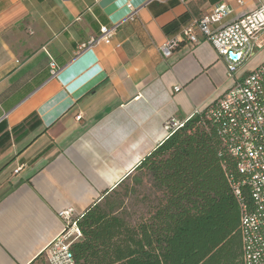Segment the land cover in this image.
<instances>
[{
	"label": "crops",
	"instance_id": "1",
	"mask_svg": "<svg viewBox=\"0 0 264 264\" xmlns=\"http://www.w3.org/2000/svg\"><path fill=\"white\" fill-rule=\"evenodd\" d=\"M125 2L138 8L132 19ZM219 3L229 21L259 1L0 0V264H37L63 228L59 211L79 215L116 190L166 137L169 116L205 109L264 61V34L231 76L199 34L161 55L164 25ZM113 24L109 44L78 52Z\"/></svg>",
	"mask_w": 264,
	"mask_h": 264
},
{
	"label": "trees",
	"instance_id": "2",
	"mask_svg": "<svg viewBox=\"0 0 264 264\" xmlns=\"http://www.w3.org/2000/svg\"><path fill=\"white\" fill-rule=\"evenodd\" d=\"M182 23L181 16L163 29L172 35ZM205 113L186 120L134 168L131 175L141 172L155 193L138 223L110 203L101 206L115 190L79 214L72 264H243L239 207L225 177L236 174L233 160Z\"/></svg>",
	"mask_w": 264,
	"mask_h": 264
},
{
	"label": "built area",
	"instance_id": "3",
	"mask_svg": "<svg viewBox=\"0 0 264 264\" xmlns=\"http://www.w3.org/2000/svg\"><path fill=\"white\" fill-rule=\"evenodd\" d=\"M258 1L253 10L229 21L224 19L232 9L225 3L216 4L169 35L158 50L167 58L179 41L198 43L199 34L220 56L231 76L252 56L264 34V3ZM125 6L127 18L137 15L138 8L129 2H125ZM115 27L116 24L100 26L99 34L90 38L87 44H82L78 52L98 43L109 44ZM56 72L51 63V74ZM173 89L178 90V86ZM200 111L195 110L184 120L169 116L164 121L166 136ZM205 117L218 125L224 151L233 160L236 174L225 172V177L239 207L242 262L264 264V61L209 104ZM20 168V165L15 167L12 173H17ZM58 216L62 219L63 228L40 254L46 264H72L69 248L81 236L77 225L79 215L69 207L59 211Z\"/></svg>",
	"mask_w": 264,
	"mask_h": 264
},
{
	"label": "rangeland",
	"instance_id": "4",
	"mask_svg": "<svg viewBox=\"0 0 264 264\" xmlns=\"http://www.w3.org/2000/svg\"><path fill=\"white\" fill-rule=\"evenodd\" d=\"M154 198L155 193L150 187V181L139 172L135 176L131 175L100 204L105 209L107 203H110L109 206H113L116 213L124 216L131 224H136L146 215L148 206L154 203ZM37 264H46L43 256Z\"/></svg>",
	"mask_w": 264,
	"mask_h": 264
}]
</instances>
